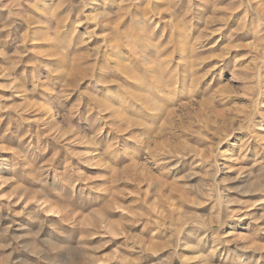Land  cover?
I'll return each mask as SVG.
<instances>
[{
    "label": "rangeland",
    "instance_id": "obj_1",
    "mask_svg": "<svg viewBox=\"0 0 264 264\" xmlns=\"http://www.w3.org/2000/svg\"><path fill=\"white\" fill-rule=\"evenodd\" d=\"M0 264H264V0H0Z\"/></svg>",
    "mask_w": 264,
    "mask_h": 264
}]
</instances>
